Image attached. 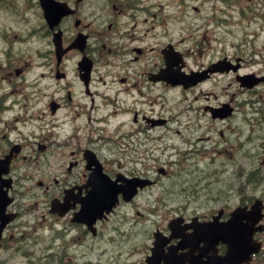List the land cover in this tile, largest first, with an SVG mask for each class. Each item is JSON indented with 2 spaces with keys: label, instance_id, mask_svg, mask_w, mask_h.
<instances>
[{
  "label": "flooded vegetation",
  "instance_id": "flooded-vegetation-1",
  "mask_svg": "<svg viewBox=\"0 0 264 264\" xmlns=\"http://www.w3.org/2000/svg\"><path fill=\"white\" fill-rule=\"evenodd\" d=\"M207 1L210 0H46L49 21L46 18L41 29L46 35V53L42 56L46 57L47 116L66 111L63 118L76 130V137L71 138L76 140V145L60 153V176L47 180L46 155L51 152L48 136L42 135L29 144L30 153L25 154L26 136L36 135L29 128L34 114H29L25 100L6 107L3 103L6 95L0 94V160L11 156L8 175L4 176L0 169V264H34L37 261L34 253L43 242L41 231L44 228L48 231L50 248L57 242L65 249L73 247L81 260L90 259L84 247L94 245V250H98L101 245L110 246L109 256L104 250L95 255L96 264H120L122 250L138 243L137 236L130 233V205L141 199L150 202L142 195L157 183L156 180L151 179L149 187L138 189V196L131 201H125L123 194H118L117 207L109 214L97 216L92 223L93 232L82 221H76L75 215L84 201L108 187V183L129 185L137 179H150L148 173L156 169L165 173L159 167L161 157L156 144L164 135L148 138L172 120L163 115L162 108L155 103L160 90H202L205 85L209 88V82L217 77L238 74L247 68L250 59L258 64L251 56L261 54V50L253 51L249 59L239 53L227 55L226 48L220 50L218 45L212 46L208 30L199 24H189L192 19H211L200 16L201 6ZM259 6L264 11L261 0H255L254 8ZM239 15L243 17L244 11L240 10ZM261 18L264 22V15ZM178 19L186 24H171ZM246 20L252 23L254 19L247 17ZM263 32L264 23L255 34L248 31L246 35L256 40ZM20 33L25 42L22 52L17 55L9 52L0 57V89L4 85L10 87L9 94L13 96L18 90V79L14 80V76L29 71L28 59L34 56L32 34L24 28ZM249 44L255 42L248 43V48ZM9 47L6 44V48ZM226 57L232 62L239 59L238 71L210 73L220 62L227 68ZM204 71H208L207 79L188 88L172 85L163 78L175 74L202 76ZM255 74L264 75V67ZM262 85L264 83L245 90L254 91ZM226 87L223 92L227 91ZM254 93L257 94L256 90ZM218 97L214 92L202 96V104L194 107L197 116L213 124L227 125L242 111L250 116L260 113L257 124L264 125V106L256 105L262 100L233 104L229 99L215 103L213 100ZM52 103L56 105L54 111ZM225 104L229 111L221 117L219 109ZM16 105H21L22 114L15 111ZM259 131H264V127ZM252 134L254 138L262 135ZM151 141L154 142L149 145ZM97 171L102 181L94 180L93 173ZM251 175L253 182L264 179L257 172ZM115 185L113 191L119 190L121 186ZM158 200L164 199L158 197L153 202ZM250 201H243L239 206L250 208L257 203L261 207L262 211L252 218L257 223L251 221L254 225L251 245L258 246L259 251L249 261L235 252L229 264H264V192L252 196ZM196 209L194 207L188 216L182 215L183 225L187 227L181 231L190 238L192 253L189 257L198 261L225 257L228 244L206 238V224L227 222L230 211L222 207L216 212L199 213ZM215 241V246L209 248L207 244ZM179 242L172 239L169 245L178 246ZM181 253L185 254L186 249H178L177 254ZM55 258L57 263L73 264V258H66L64 254ZM185 259L183 256L184 262ZM39 264H46L44 256Z\"/></svg>",
  "mask_w": 264,
  "mask_h": 264
},
{
  "label": "rangeland",
  "instance_id": "rangeland-1",
  "mask_svg": "<svg viewBox=\"0 0 264 264\" xmlns=\"http://www.w3.org/2000/svg\"><path fill=\"white\" fill-rule=\"evenodd\" d=\"M254 3L255 0L207 1L201 6L200 16L212 20L192 19L189 23L199 24L204 30H208L212 46L218 45L220 50L226 48L227 55L233 56L239 53L245 55L244 58L249 59L248 57L253 51L259 52L261 50V54L257 53L251 56V58L258 60V64H253L250 59L246 63L247 68L240 71L241 74L251 70L259 73L264 67V32L256 40L246 35L248 31L255 34L259 25L264 23L261 18L264 11L261 10L260 6L255 9ZM261 3L264 4V0H261ZM218 5L222 7L221 11L217 10ZM28 8L31 12L28 13L25 9H19L17 13L22 17L13 18L11 21L2 15L0 24H10L17 32L20 31L17 25H28L31 29L34 26L40 27L41 22L39 16L35 14L33 5H29ZM169 10L172 9L169 8ZM240 10L244 11L243 17L239 15ZM166 13L169 12L166 10ZM170 13L174 15L172 11ZM247 17H252L253 22L246 23ZM210 21L211 24L206 26ZM171 24L186 23L178 19ZM8 38L10 39V36ZM252 40L255 44H249L248 48V43ZM34 44L36 46L43 45L44 41L41 37L35 35ZM20 52L22 51L19 49V45L15 44L12 53L17 55ZM2 56H5V53H1L0 57ZM35 57L44 64L43 56L40 54L29 58V63H32ZM41 70L43 71L44 68L38 67L36 74L38 79ZM42 83H46V78ZM224 86H227L225 92H223ZM7 89L5 85L4 90ZM255 90L257 94L254 93ZM255 90L249 92L241 88L240 84L235 82V74H228L226 77H217L216 80L209 82V88H206L205 85L202 90L183 91L175 89L171 91L160 90L157 93L155 97L157 105L162 108L163 115L172 118V120L168 126L162 128L161 131L157 130L148 138L153 139L154 135H164L156 144L157 153L161 157L159 165L163 166L166 173L160 175L157 173V169L149 172V175L158 178V183L154 188L145 192L144 197L152 202L161 195L165 203L150 204V202L145 203L144 199H141L130 206L132 215L137 211L141 214L130 223L137 224L138 247H132L129 251L123 253L120 264H134V262L141 260L144 255L143 242H146L148 251L154 229L158 226H165L170 216L175 214L180 206L184 207L187 202H196L190 205L189 210L197 207L196 211L203 213L214 211L222 205L225 206V203L220 200L221 197H225V200L235 205L243 201L250 203L252 196H259L264 192V179H260L258 182L250 180L252 172H257L258 176H264V131H259L264 125L259 127L257 124L260 113L250 116L242 111L227 125H223L219 122L213 124L206 119H201L194 110V107L197 108L202 104V96H205L207 92H214L219 96L218 100H213L215 103L229 99L233 104L262 100V103H256L257 107L260 108L264 106V85ZM39 97L46 102V97ZM31 101L35 102L36 99ZM39 106L40 103H36L34 109ZM251 117L253 119L249 121ZM51 118L61 119L62 115ZM47 122L48 119L46 118ZM176 130H180V133L177 134ZM220 130L224 131L223 137L219 134ZM256 132L262 135H256L258 138H254L255 134L252 133ZM201 138L208 139L201 140ZM153 142L151 141L149 145H152ZM165 145L170 148L163 152L160 148ZM196 145L198 146L195 147ZM189 149L195 155L192 159H187L186 152ZM66 150V148L61 150L55 143L51 148V153L60 155L62 151ZM176 151H179L177 157L175 155L169 156L170 153ZM171 159H175V163H170ZM54 167L56 171L61 172L58 161L55 162ZM224 167L226 169H222ZM180 172H188L189 178L180 181ZM226 174L229 175L226 176Z\"/></svg>",
  "mask_w": 264,
  "mask_h": 264
},
{
  "label": "water",
  "instance_id": "water-1",
  "mask_svg": "<svg viewBox=\"0 0 264 264\" xmlns=\"http://www.w3.org/2000/svg\"><path fill=\"white\" fill-rule=\"evenodd\" d=\"M244 82L247 83V81H244ZM241 221H242V217H240V222ZM245 229H246L245 225H243L241 222V234L245 231ZM242 239H244L243 234H242ZM242 246H243V256L244 257L249 256L251 252L254 250V249L249 248L248 245H242Z\"/></svg>",
  "mask_w": 264,
  "mask_h": 264
}]
</instances>
